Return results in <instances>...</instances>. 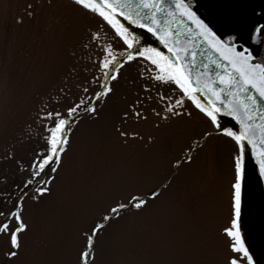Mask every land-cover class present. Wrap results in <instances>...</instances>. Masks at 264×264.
I'll use <instances>...</instances> for the list:
<instances>
[{"label": "rangeland", "instance_id": "rangeland-1", "mask_svg": "<svg viewBox=\"0 0 264 264\" xmlns=\"http://www.w3.org/2000/svg\"><path fill=\"white\" fill-rule=\"evenodd\" d=\"M134 43L72 0H0V264H249L236 140Z\"/></svg>", "mask_w": 264, "mask_h": 264}, {"label": "water", "instance_id": "water-1", "mask_svg": "<svg viewBox=\"0 0 264 264\" xmlns=\"http://www.w3.org/2000/svg\"><path fill=\"white\" fill-rule=\"evenodd\" d=\"M166 63L240 147L235 237L264 264V0H90Z\"/></svg>", "mask_w": 264, "mask_h": 264}]
</instances>
